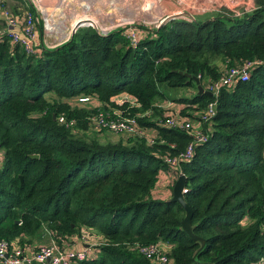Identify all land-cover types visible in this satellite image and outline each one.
I'll return each instance as SVG.
<instances>
[{
    "label": "trees",
    "instance_id": "1",
    "mask_svg": "<svg viewBox=\"0 0 264 264\" xmlns=\"http://www.w3.org/2000/svg\"><path fill=\"white\" fill-rule=\"evenodd\" d=\"M253 2L258 8L244 16L171 19L136 46L122 30L80 27L68 41L33 53L0 33V240L31 242L52 231L62 243L87 226L105 241L86 264H255L264 257V0ZM10 5L17 11L20 4ZM249 60L262 62L220 91L210 139L181 163L194 231L207 240L201 247L182 228L186 211L172 200L174 185L168 196L155 190L171 169L166 155L192 138L163 123V102L186 104L182 113L195 120L215 99L198 91L196 77L205 86ZM191 85L189 96L171 93ZM81 94L101 104L73 105ZM121 94L141 105L118 104ZM114 107L142 114L154 141L90 134L94 114ZM62 112L76 124L61 123ZM150 243L169 260L139 250Z\"/></svg>",
    "mask_w": 264,
    "mask_h": 264
},
{
    "label": "built area",
    "instance_id": "2",
    "mask_svg": "<svg viewBox=\"0 0 264 264\" xmlns=\"http://www.w3.org/2000/svg\"><path fill=\"white\" fill-rule=\"evenodd\" d=\"M10 1L11 0H0V33H8L12 37L13 41L20 42L27 49V51L33 53L39 51L42 48H52L55 45L54 43L62 39V35L59 36V38H61L59 40H55L53 37L52 40L54 42L51 44L48 40L49 38L46 35H52V31H55L56 28L58 29L57 26H52V23L58 26H60V24L62 25V22L58 23V20L55 21V19H60L59 17L64 16L66 11L63 13L60 11L57 14V18L47 11L44 12L40 17L38 15L39 9L31 2V0H28L31 2V8H22L21 12H15L10 5ZM33 1L40 4V0ZM73 1L75 2L76 0ZM160 1L161 0L158 2V0H156V3L153 5L154 10L155 8H159V6L162 5ZM232 1L233 0L230 2ZM237 1H240L239 6H233L232 4H228L226 1V7H223L209 2L178 0L177 2L179 3L175 8L176 10L174 9L173 11L163 14V16H158L154 19H159V24L157 25L159 28L165 23L166 20L170 18H177L176 16H181L188 20H194L196 18L194 11L211 12L212 16L222 14L225 16L238 17L244 16L247 13H251L258 8V6L254 4L253 0H250V2L247 0ZM61 3H65L67 6L70 4V0H62ZM78 5H80L84 11V16H81L80 18L78 17L75 20L71 34L76 32L81 26H83V24H90L96 29L95 25H97V19L90 15V13L98 10L95 2H93V0H84L82 2L78 0ZM60 9L62 10L61 7ZM102 18L107 21L112 19L123 22L132 21L134 19L133 17H118V15L113 14L112 10H108L106 13H103ZM157 29L154 27L152 29L147 27L146 29L145 26L131 25L130 23V25H125V27H123L121 30L129 40H132L131 44L136 46L145 38L156 35ZM99 32L100 34L106 35L111 32V30L106 28ZM63 33L65 36V30H63L61 34ZM69 38L70 37H68V39ZM261 62L262 60H249L242 65L226 67L218 78H209L205 83V89L212 91L215 95V99L211 100L198 112H195L198 117L195 120L188 113H182V108L185 107L186 104L172 103L170 101L165 102L167 104L165 105L166 112L163 123L171 127L187 130L192 134V138L187 144L186 148L178 154L166 155V161L171 165V169L169 172H165V174L161 176L159 180V186L156 189L158 193L160 187L165 188V176L168 177L167 184L169 186L174 185L179 174L183 172L181 168L182 161L192 158L195 154L196 146L210 139L213 131L212 122L214 121V117L217 114V97L220 94V91L226 86L233 85L238 80H247L251 75V70ZM116 99V102L120 105H123L126 101H130L132 105H141V102L128 94H121ZM74 101L78 102V105H87L88 103L96 104V108L99 106V104H101L98 98L90 94L78 95ZM171 106H175L176 108H172ZM141 115L142 114L124 115L120 109L114 107L113 110H107V112L104 110H99L97 114H94L92 119L95 123L96 129L98 130L110 131L119 136L134 135L146 137L148 143H152L154 141L155 131L151 127L140 123L139 117ZM58 120L61 123H66L69 126H74L77 122L74 118L69 119L67 114L64 112L59 114ZM203 122L207 124V129L202 127ZM3 158L4 155L1 154L0 151V167L2 166ZM172 168L178 169V174H175V171ZM187 190L188 188L185 186L184 191L186 192ZM86 227L83 226L81 230H79V236L85 241L94 239V237L97 235V232L91 231V227H87V230ZM98 236H100L102 239L90 241V243L88 242V244L81 249H77L73 246L70 247L64 243H58L56 240L48 244L35 246L28 241L21 243L19 240L8 241L6 239H1L0 264H34L36 262L40 264H86L85 262L87 260L97 256V251H95L94 247L105 241L103 235ZM162 249L163 248L161 245L157 243L139 246V250L141 252L155 257L158 261L166 262L169 260L168 254ZM255 264H264V257H262Z\"/></svg>",
    "mask_w": 264,
    "mask_h": 264
},
{
    "label": "rangeland",
    "instance_id": "3",
    "mask_svg": "<svg viewBox=\"0 0 264 264\" xmlns=\"http://www.w3.org/2000/svg\"><path fill=\"white\" fill-rule=\"evenodd\" d=\"M23 1L24 0H18V2L20 4H23ZM61 1L62 0H40V4H39L38 2H34L33 0H31V2L33 4H35L36 7L39 9L38 10L39 16H41L46 11L48 13L55 14V15H57L60 11H62V13L64 11H66L64 16H60L59 17L60 19H55V21L58 20L57 22L61 23L62 21L67 19L68 20V22H66L67 28H65V26H63L61 24H60V26L56 25L58 27V29L56 28L55 31H52V35H46L49 38L48 40L52 44V42H54L52 40V38L54 37L55 40L61 39V38H59V36L61 35L63 29L65 30L66 35L63 36L60 41L54 43L55 45L52 48L57 47L58 45L62 44L63 42H66L69 39H71V38L68 39V37H70V35H71L72 29H73V24H74L75 20L80 16H84V11L82 10L81 6L78 5L76 2H74L73 0H70V4L67 6L65 3H61ZM79 1L82 2L84 0H79ZM171 1L176 8L178 6V3H179V2H177L178 0L177 1L171 0ZM194 1L209 2L211 0H194ZM219 1H221L224 4L226 2V0H219ZM93 2H95V5L98 7V10L90 13V15L94 16L95 19H97L96 20L97 25H95V27H96V29L98 28L97 31L99 32V31H102L103 29H106V28H109L111 31L121 30L123 27H125V25H130V23H131V25L145 26L146 29H147V27L149 29H152L153 27L157 29L158 28L157 25L159 24V22H158L159 19H154V18L161 16V15L163 16V14H166L167 9H166L165 4L169 6L170 1L169 0H161L160 3L162 5L159 6V8H155V10H154L153 5L156 3V0H93ZM158 2H159V0H158ZM58 4L62 8V10L58 6ZM163 5L165 6V8ZM109 6H111V7H109ZM108 10H110V11L112 10L113 14L118 15V17H121V18L133 17L134 19L132 21H128V22H123V21H119V20H112V19L107 21L104 18H102V14L106 13ZM68 13H69V15L71 14L70 17L68 15ZM194 14H195V17L198 18L199 20H205L211 16V12L194 11ZM52 26H53V23H52ZM105 26H107V27H105ZM81 27H92V25L83 24V26H81ZM47 31H49V30H47ZM131 43H132V40L130 39L129 44H131ZM197 88H198V85H197ZM195 91H196V87L191 85V86H185V87H175L171 90V93L172 94L176 93L175 95H187V96H189ZM50 94L51 93H48V95H50ZM71 103L73 105H75L78 102L73 101V99H72ZM95 105L96 104H92V103L87 104V106L89 108L90 107H96L97 105L96 106ZM103 131L104 132L100 131L99 137L102 140H105V139H103V135L105 133V130H103ZM106 132H108V131H106ZM89 133L94 135L96 132L90 131ZM108 138L117 140V138H111V137H108ZM0 151H1V154L5 153L4 148H0ZM156 189H157V184H156ZM86 229L88 230L87 227H86ZM93 231H97V230H93ZM96 234L101 235L99 233H96Z\"/></svg>",
    "mask_w": 264,
    "mask_h": 264
},
{
    "label": "crops",
    "instance_id": "4",
    "mask_svg": "<svg viewBox=\"0 0 264 264\" xmlns=\"http://www.w3.org/2000/svg\"><path fill=\"white\" fill-rule=\"evenodd\" d=\"M12 2H18V0H11ZM27 1V4H28V6L27 7H29V8H31V2L30 1H28V0H26ZM170 2H169V6L168 5H166L165 4V6H166V13H168V12H171V11H173L174 9H175V6H174V4L172 3V1L171 0H169ZM227 1V3L228 4H232L233 6H239L240 5V1H237V0H233L232 2H229L228 0H226ZM247 1H249L250 2V0H247ZM24 2V1H23ZM77 4H78V0H76L75 1ZM245 2V1H244ZM245 3H247V2H245ZM18 4H20L19 2H18ZM21 5L22 4H20L19 5V8H18V10L17 11H19V10H22V8H21ZM165 6H164V8H165ZM17 11H15V12H17ZM68 15H69V13H68ZM53 16L54 17H58L57 15H55V14H53ZM71 16V14L69 15V17ZM41 17V16H40ZM81 17V16H80ZM79 17V18H80ZM183 18V17H182ZM66 22H68V20L67 19H65L64 21H62V25L63 26H65L66 28H67V24H66ZM53 26H56L54 23H53ZM64 30V29H63ZM74 33L75 32H73V34H71L70 35V38H72V36L74 35ZM62 36H64V33L63 34H61ZM68 40V39H67ZM170 102H172V103H180V102H174V101H170ZM182 103V102H181ZM167 103H165V102H163V106L166 108V105ZM172 108H176L175 106H171ZM92 131H95L96 133H97V129L96 128H94ZM99 132V131H98ZM102 132H104V131H102ZM100 133V132H99ZM99 133H97L98 135H99ZM101 136V135H100ZM108 137H111V138H118L119 137V135H117V134H115V133H112V132H110V131H108V132H106L105 131V133H104V135H103V139H107ZM3 155H4V153H3ZM165 181H166V185H165V188L164 187H160L159 188V195H161V196H168V195H170V193H171V190H170V186L167 184V182H168V177L167 176H165ZM86 227V226H85ZM92 229V230H91ZM90 230L91 231H93V230H95L94 228H91ZM81 230V229H80ZM80 231H77V232H75L74 234H72V235H69L66 239H64L63 240V242L61 243V244H66V245H69L70 247H75V248H77V249H81V248H83L84 246H86L87 244H88V242L90 243V241H96V240H99V239H102V238H100L99 236H98V234L96 235V237H94V239H90L89 241H85V240H83L79 235H80V233H79ZM93 232H97V233H99V234H101L100 232H98V231H93ZM102 235V234H101ZM54 240H56L58 243H60L55 237H54V235H53V232L52 231H48L45 235H44V237L42 236V237H40V238H38V239H34L33 241H31V243L33 244V245H35V246H39V245H42V244H48V243H51V242H53ZM94 249L95 250H99L96 246L94 247ZM34 264H40V263H38V262H36V263H34Z\"/></svg>",
    "mask_w": 264,
    "mask_h": 264
},
{
    "label": "water",
    "instance_id": "5",
    "mask_svg": "<svg viewBox=\"0 0 264 264\" xmlns=\"http://www.w3.org/2000/svg\"><path fill=\"white\" fill-rule=\"evenodd\" d=\"M181 17V16H176ZM174 19L170 18L166 20L165 22ZM196 83L198 85V91L199 92H206L208 94H213L212 91L205 89V86L201 82V79L199 77H196ZM33 156H38V154H32ZM187 184V175L184 172H181L178 176V178L175 181L174 188H173V195L172 200L179 202L186 211V214L184 218L182 219V228L195 240L201 241V247L204 246L207 242L206 238L202 237L201 235H198L195 233L194 228L195 225L192 223V216H193V208L192 206L187 202L185 198V191L184 188Z\"/></svg>",
    "mask_w": 264,
    "mask_h": 264
}]
</instances>
